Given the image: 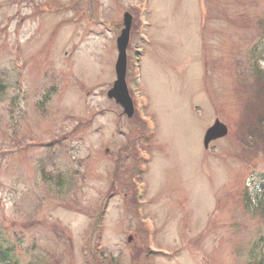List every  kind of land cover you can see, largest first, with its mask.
<instances>
[{
  "label": "rangeland",
  "instance_id": "rangeland-1",
  "mask_svg": "<svg viewBox=\"0 0 264 264\" xmlns=\"http://www.w3.org/2000/svg\"><path fill=\"white\" fill-rule=\"evenodd\" d=\"M144 5L149 25L136 29L132 15L127 50L129 86L138 87L139 111L154 135L144 150L149 163H138L147 170L131 184L144 186L140 213L129 186L130 134H140V122L106 93L123 14ZM258 22L264 27V0H0V242L12 246L14 260H258L264 216L255 203L245 205L243 184L251 202H264V150L252 165L241 146L255 127L245 111L257 85L249 51L262 37ZM238 60L249 91L237 86ZM215 119L228 133L205 149ZM143 240L150 255L138 258Z\"/></svg>",
  "mask_w": 264,
  "mask_h": 264
},
{
  "label": "water",
  "instance_id": "water-1",
  "mask_svg": "<svg viewBox=\"0 0 264 264\" xmlns=\"http://www.w3.org/2000/svg\"><path fill=\"white\" fill-rule=\"evenodd\" d=\"M124 29L117 39L118 58L115 64L116 80L113 87L109 90L108 96L114 98L117 103L121 104L124 112L130 116L132 114V103L128 96L124 76H125V48L128 41V32L130 27V18L127 14L124 15ZM226 127L218 120L207 129L204 136V145L212 139L222 137L226 134Z\"/></svg>",
  "mask_w": 264,
  "mask_h": 264
},
{
  "label": "trees",
  "instance_id": "trees-1",
  "mask_svg": "<svg viewBox=\"0 0 264 264\" xmlns=\"http://www.w3.org/2000/svg\"><path fill=\"white\" fill-rule=\"evenodd\" d=\"M255 47V45L253 46ZM252 53H256V51L252 50ZM254 67V66H253ZM253 73L255 78L257 79V85L255 93L247 98V106L245 114H250L251 119L256 120V124L262 123L264 125V73L260 71L258 68H253ZM260 122H258V121ZM248 125L246 124V128ZM252 127V123L250 125ZM249 127V128H250ZM248 128V129H249ZM255 139L251 141L248 145L249 153H255L257 150H264V130L259 129L255 133ZM247 150V151H248ZM141 249H138L140 253ZM0 262L5 264H17L16 259L14 260V256L11 252L10 247H4L0 244ZM257 264H264V258L259 261Z\"/></svg>",
  "mask_w": 264,
  "mask_h": 264
}]
</instances>
